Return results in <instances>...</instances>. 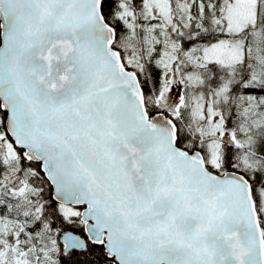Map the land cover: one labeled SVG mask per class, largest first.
I'll return each mask as SVG.
<instances>
[{
	"label": "snow or ice",
	"instance_id": "snow-or-ice-1",
	"mask_svg": "<svg viewBox=\"0 0 264 264\" xmlns=\"http://www.w3.org/2000/svg\"><path fill=\"white\" fill-rule=\"evenodd\" d=\"M0 264H264V0H0Z\"/></svg>",
	"mask_w": 264,
	"mask_h": 264
}]
</instances>
